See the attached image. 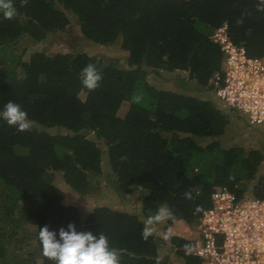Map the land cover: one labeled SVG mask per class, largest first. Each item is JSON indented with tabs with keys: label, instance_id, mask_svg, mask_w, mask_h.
Masks as SVG:
<instances>
[{
	"label": "trees",
	"instance_id": "trees-1",
	"mask_svg": "<svg viewBox=\"0 0 264 264\" xmlns=\"http://www.w3.org/2000/svg\"><path fill=\"white\" fill-rule=\"evenodd\" d=\"M13 3V19L0 14V111L15 102L33 125L20 132L0 118V264L38 263L32 251H21L27 245L20 241L23 233L38 246L41 264H54L42 255L39 228L47 225L59 239V229L69 224L78 232L105 234L120 264H170L168 256H160L166 243L159 234L142 238V219L166 205L176 217L167 220L168 227L179 221L193 226L219 186L238 198L246 193L264 197V143L250 151L225 148L221 140L231 124L227 113L210 101L159 90L148 81L151 73L187 72L183 83L195 81L215 96L214 79L220 77L221 84L225 78L226 54L213 36L224 26L234 45L264 63L260 0ZM72 15L89 41L101 46L120 42L128 53L126 66L79 52L34 51L25 62L16 54L22 42L40 44L66 30ZM89 63L103 77L95 91L81 84ZM124 105L129 109L121 118ZM104 156L115 190L139 193L141 216L104 206L82 219L79 208L65 203L54 178L60 174L78 195L93 194ZM186 191L191 200L184 197ZM198 205L202 210L196 212ZM170 244L185 264H201L184 248L194 242L173 235Z\"/></svg>",
	"mask_w": 264,
	"mask_h": 264
},
{
	"label": "built area",
	"instance_id": "built-area-1",
	"mask_svg": "<svg viewBox=\"0 0 264 264\" xmlns=\"http://www.w3.org/2000/svg\"><path fill=\"white\" fill-rule=\"evenodd\" d=\"M213 41L226 54L225 78L214 85L216 99L245 118L252 127L264 129V63L234 45L227 26ZM192 253L201 264H264V197H243L227 187L213 191L211 206L198 221Z\"/></svg>",
	"mask_w": 264,
	"mask_h": 264
},
{
	"label": "rangeland",
	"instance_id": "rangeland-1",
	"mask_svg": "<svg viewBox=\"0 0 264 264\" xmlns=\"http://www.w3.org/2000/svg\"><path fill=\"white\" fill-rule=\"evenodd\" d=\"M71 22L69 26L64 31L52 33L48 36L46 42L40 44H31L30 42L21 43L17 50V55L22 61H28L30 59L31 53L34 51H46L49 55H54L58 52L63 53H86L91 56H97L109 61L116 66L125 67L128 53L121 49L120 42L110 45L101 46L97 45L88 39L80 32L78 21L76 16H70ZM189 75L186 72H166L161 71L157 73H151L148 76V81L157 89L163 91L174 92L181 95H188L196 98L203 99L204 101H210L218 109L224 111L230 116L231 124L226 130L224 138L221 140L222 145L229 149L232 147H237L245 149V151H250L260 147V143H264V129L261 127H252L249 125L248 121L243 118L238 113L230 110L226 106H222L221 103L215 98V96L208 92L207 90L195 85V81L192 83L185 84L183 81L188 80ZM84 94V93H83ZM82 94V95H83ZM85 96V95H83ZM129 109L128 105H124L119 111V116L123 118ZM55 134L56 131H51ZM204 141L203 144H207ZM103 158V173L100 179L96 181V192L88 196H81L73 192L72 189L65 185V180L62 179L61 175L58 174L54 178V183L61 187L65 192V203L67 205H75L81 211V218L85 219L89 213L97 207H110L120 211H126L131 214L141 216L142 214V203L140 202V196L138 192L133 194H119L115 190V177L112 175L111 167L107 165L106 156ZM222 186L217 187L221 188ZM215 189V190H216ZM249 192V191H246ZM249 194V193H248ZM142 221H144L142 219ZM166 221L162 224L154 225L157 229V234H159L165 241L166 245L161 247L162 257L168 256L170 258V264H185V261L176 256L175 249L170 244V238L173 236L174 232H169V228L166 227ZM179 229L183 232L186 237L192 238L190 227L184 222L178 224ZM178 233L180 231L178 230ZM189 234V235H188ZM167 236V238H165ZM27 235L25 233L20 234L19 238L21 242L26 243L21 251H32L35 257L38 259V263L41 264V260L38 253V246L27 241ZM29 245V246H28ZM34 262V261H32ZM36 262V264H38Z\"/></svg>",
	"mask_w": 264,
	"mask_h": 264
},
{
	"label": "clouds",
	"instance_id": "clouds-1",
	"mask_svg": "<svg viewBox=\"0 0 264 264\" xmlns=\"http://www.w3.org/2000/svg\"><path fill=\"white\" fill-rule=\"evenodd\" d=\"M257 10L264 11V0H260ZM0 14L7 20L16 16L17 10L13 0H0ZM80 75L82 86L89 91H95L103 79L101 71L93 63L86 65ZM133 100L139 102L140 97L135 96ZM0 118L9 126H15L20 132L29 131L33 125L27 112L12 101L6 103L4 109L0 111ZM184 197L192 199L191 193L187 191ZM201 210L198 205L195 211ZM175 218L174 213L166 205L161 206L143 221L142 238L147 241L157 232L154 225L175 220ZM58 235L59 239H57V233L50 231L47 225L39 228L38 239L42 246V255L54 264H120L118 250L110 247L109 239L103 233L94 235L92 232H78L74 224H69L66 230L60 228ZM184 248L190 249L191 245L186 244Z\"/></svg>",
	"mask_w": 264,
	"mask_h": 264
},
{
	"label": "crops",
	"instance_id": "crops-1",
	"mask_svg": "<svg viewBox=\"0 0 264 264\" xmlns=\"http://www.w3.org/2000/svg\"><path fill=\"white\" fill-rule=\"evenodd\" d=\"M187 73V72H186ZM188 74V73H187ZM189 75V74H188ZM218 76L216 75L215 76V79H214V82H215V80H216V78H217ZM212 94H213V92H211ZM214 95V94H213ZM186 96H188V95H186ZM215 98H216V96H215ZM200 99V98H199ZM203 100V99H202ZM220 103V102H219ZM222 104V103H221ZM222 106H225L224 104H222ZM229 127V126H228ZM227 127V128H228ZM182 221H179V222H175L174 223V225H172V226H170V227H168V224H167V221H166V224H167V228H169V232H174L173 234L175 235V236H177V237H180V238H182V239H185V240H187V241H192V242H194L193 240L198 236V222H197V224H195V225H193V226H190V225H188L191 229H190V232H191V235H192V238H190V237H186L187 235H183V232L179 229V226H178V224L179 223H181ZM186 224V223H185ZM187 225V224H186ZM178 230L180 231V233H178ZM189 235V234H188ZM194 245H195V242H194ZM194 247V246H193ZM192 247V248H193ZM192 248H190V249H187L186 250V253L187 254H189V255H192V256H194L193 255V253H192ZM195 257V256H194ZM195 258H197V257H195ZM198 259V258H197ZM198 260H200V259H198ZM201 262V261H200Z\"/></svg>",
	"mask_w": 264,
	"mask_h": 264
}]
</instances>
